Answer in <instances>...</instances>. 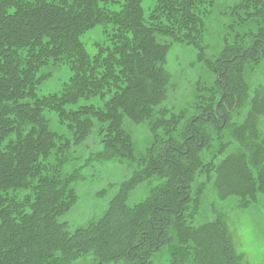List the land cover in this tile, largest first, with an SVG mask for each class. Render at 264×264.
<instances>
[{
  "label": "trees",
  "instance_id": "obj_1",
  "mask_svg": "<svg viewBox=\"0 0 264 264\" xmlns=\"http://www.w3.org/2000/svg\"><path fill=\"white\" fill-rule=\"evenodd\" d=\"M216 1L154 0L145 14L143 0H0V264H72L83 255L93 264H159L164 254L169 264H241L219 216L196 223L202 188L193 192L191 183L212 172L222 198L259 189L251 178L246 189L229 182L236 162L245 167L243 157H217L233 143L242 145L247 132L264 162L256 121L264 115V97L244 113L245 66L264 59V0L224 7L220 44L207 55L203 41ZM96 25L108 43L90 55L81 37ZM173 42L194 46L207 81L217 85L199 79L190 105L179 110L159 106ZM49 63L66 64L72 74L59 92L41 95L37 87L49 73L40 71ZM223 85L222 117L215 119ZM90 98L102 104L68 107ZM45 110L55 112L68 134L50 128ZM124 117L148 123L151 143L138 158L121 128ZM95 120L101 150L65 170L74 159L71 145L85 140ZM113 160L131 166V176L98 220L69 232L59 217L77 200L83 165ZM152 179L146 199L127 205L128 194Z\"/></svg>",
  "mask_w": 264,
  "mask_h": 264
},
{
  "label": "rangeland",
  "instance_id": "obj_2",
  "mask_svg": "<svg viewBox=\"0 0 264 264\" xmlns=\"http://www.w3.org/2000/svg\"><path fill=\"white\" fill-rule=\"evenodd\" d=\"M153 2L154 0H143L142 6L145 14L151 9ZM234 2L235 0L216 1L217 11L211 14L210 20L207 22L208 32L203 41L206 47L205 54L211 55L214 53V48L219 46L220 35L224 29L222 23L227 20L224 7L232 6ZM220 11H222V16L219 15ZM103 28L101 25H96L81 37L90 55L97 51L99 44L108 43ZM197 58L198 52L192 45L173 42L169 46L166 53L165 68L170 75V80L166 86L165 98L159 106L179 110L184 104L193 100V93L195 94L196 83L199 79L202 84L209 82L213 89L217 88L213 80L207 81L208 69L204 67L203 63H199ZM245 69L248 72L247 82L249 84L248 98L244 101V113L246 114L251 109L255 98L259 96L260 100L264 97V59L255 65H246ZM40 73H49L37 87V92L41 95L59 92L63 83L68 81L72 74L68 65L61 63H49L41 69ZM83 103L102 104L99 99L90 98L80 99L68 107L75 108ZM44 114L52 130L68 134L64 128L65 125L58 121L54 111L45 110ZM243 116L239 117L240 121L243 120ZM256 121L259 140H264V115L258 116ZM147 124V121L137 123L128 117H124L121 124V128L132 141L136 158L143 155L151 143ZM98 128L99 124L95 120L85 140L79 144L71 145L74 159L65 166V170L69 171L73 167L81 166L91 153L101 150ZM247 134L245 132L243 135L246 136V140L242 145L233 143L221 156L224 158L228 154L235 153L239 157H243L245 167L241 168L242 161L239 164L236 162L235 169L229 173V182L232 186H240L246 189L248 188L247 180L249 181L251 178L250 185L260 190L257 189L252 194L250 191L246 194L231 193L222 198L214 186L216 174L211 172L207 175L195 176V180L192 182V191L194 192L198 187L202 188L196 223L208 222L219 216L232 237L234 251L240 256L241 264H264V180H261L264 177V162L254 153L253 145ZM252 143H255L254 140ZM201 153L203 157H209L210 152L204 148ZM202 159L206 163V160ZM132 170L133 168L127 163L116 160L94 161L88 165H83L81 169L83 178L74 184L77 200L67 212L59 217V220L66 223L69 232L86 226L91 221L98 220L106 211L110 200L117 193L120 183L131 176ZM241 170H244L243 173ZM260 181L263 188H260ZM155 183L156 180L154 179L150 182L140 183L129 193L127 203L133 205L145 199L150 193L151 186ZM230 190L233 189L230 188ZM168 258V255L164 254L159 258V264H169ZM91 263L90 257L85 255L77 258L72 264Z\"/></svg>",
  "mask_w": 264,
  "mask_h": 264
},
{
  "label": "water",
  "instance_id": "obj_3",
  "mask_svg": "<svg viewBox=\"0 0 264 264\" xmlns=\"http://www.w3.org/2000/svg\"><path fill=\"white\" fill-rule=\"evenodd\" d=\"M217 111V110H216Z\"/></svg>",
  "mask_w": 264,
  "mask_h": 264
}]
</instances>
